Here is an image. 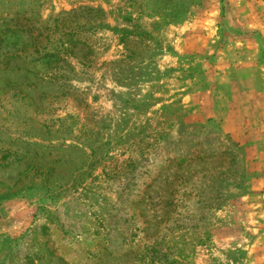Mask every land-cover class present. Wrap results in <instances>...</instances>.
Segmentation results:
<instances>
[{"label": "rangeland", "instance_id": "1", "mask_svg": "<svg viewBox=\"0 0 264 264\" xmlns=\"http://www.w3.org/2000/svg\"><path fill=\"white\" fill-rule=\"evenodd\" d=\"M262 134L264 0H0V264H263Z\"/></svg>", "mask_w": 264, "mask_h": 264}, {"label": "trees", "instance_id": "2", "mask_svg": "<svg viewBox=\"0 0 264 264\" xmlns=\"http://www.w3.org/2000/svg\"><path fill=\"white\" fill-rule=\"evenodd\" d=\"M139 7V6H138ZM183 7H171V10L174 11L175 19L182 15ZM97 10H102L100 7L96 8ZM156 233V231H155ZM180 238V237H178ZM143 242L140 240H131L128 243L127 249L121 255V257H128L130 264H193L188 262L186 254L181 253V249L178 250L176 255L169 254L165 251V248H168L166 237L163 235L153 236V238L146 237ZM177 244H180L176 241ZM196 245L199 244L200 239L195 241ZM176 244V245H177ZM183 244V242H181Z\"/></svg>", "mask_w": 264, "mask_h": 264}, {"label": "crops", "instance_id": "3", "mask_svg": "<svg viewBox=\"0 0 264 264\" xmlns=\"http://www.w3.org/2000/svg\"><path fill=\"white\" fill-rule=\"evenodd\" d=\"M245 91L246 90H243L242 92L243 93H245ZM251 91L252 92H255V90L254 89H251ZM251 94H253V93H251ZM256 96V95H255ZM263 126V125H262ZM257 127H259V125L257 124ZM256 127V128H257ZM258 129H260V130H262L261 128H258ZM263 135L264 134H262L261 136L263 137ZM261 137V138H262ZM236 143L238 144V145H242L243 144V141H239V140H236ZM259 143L260 144H262L263 146H262V148H261V150H260V152L262 153L263 151H264V139H262L261 141H259ZM259 159L261 160V161H264V156H261V157H259ZM251 186H252V189L254 190V191H262V190H264V172H262V173H260V174H258V176H257V178H254L253 179V181L251 182ZM254 207H256V208H260V209H264V206L262 205V204H260L259 202L258 203H256V205L254 206ZM256 211V213H260V210L259 209H257V210H255ZM258 215H260V214H258ZM257 218H260V216H256ZM253 218H255L253 215L251 216V219L252 220H254ZM259 219H257L256 220V222H257V228H256V231H255V233L254 234H257L256 235V237H251V239H253V240H256L257 241V243H255V242H253L252 244H251V250L248 252V254L249 255H253V257H255L254 255H255V252L257 251V250H259L260 251V249H262V251L259 253L260 255H259V257H258V260H262V259H260V256L261 257H263V260H264V250H263V246H259L262 242L259 240V238H264V230H262V227H260V225H262V224H259L260 222L258 221ZM255 221V220H254ZM259 229H261V232H259V233H257V231L259 230ZM240 233V232H239ZM232 236H239V235H237V234H235V235H232ZM228 240L227 238H225V237H222L221 238V240ZM264 240V239H263ZM264 242V241H263ZM253 252H254V254H253ZM260 263H261V261H259ZM263 264H264V261H263Z\"/></svg>", "mask_w": 264, "mask_h": 264}]
</instances>
